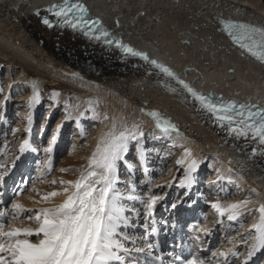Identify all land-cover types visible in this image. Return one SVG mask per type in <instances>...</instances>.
I'll return each instance as SVG.
<instances>
[{
	"label": "bare ground",
	"instance_id": "bare-ground-1",
	"mask_svg": "<svg viewBox=\"0 0 264 264\" xmlns=\"http://www.w3.org/2000/svg\"><path fill=\"white\" fill-rule=\"evenodd\" d=\"M44 1L0 0V54L14 53L19 59L28 60V63H35L39 67L35 71L27 68L29 64L23 67L27 74L37 77L30 85L31 105L25 119L27 135L20 145L24 140L29 141V135L35 129L34 117L42 93L40 87L50 76L54 79L49 80L57 82L58 87L70 89L72 101L64 123L72 117L83 115L84 106L99 110L96 116L101 120L104 113L99 108L108 98L115 107L103 121L110 125L123 123L126 112L132 111L151 127H157L156 118L149 113L158 112L162 121L166 119L175 126L179 125L174 129L168 128L167 132L157 127L159 130L156 133L160 137L176 142H192L197 149L205 146L213 149L214 154L210 157L218 166L225 170L231 168L229 172L233 170L245 182V186L252 189L253 196H261L260 203L264 204V146L259 139H253L249 131L247 136L230 132L229 127L234 126H228L208 114L175 77L154 68L141 57L119 51L98 38L81 35L70 27L55 23H52V27L43 25L36 10L31 8ZM82 1L86 13H94L107 30L115 31L146 54L165 62L187 81L208 87L210 91L222 90L225 83L231 84L240 96L264 104V62L229 41L218 27L219 17L230 16L240 18L247 25L264 28V3L261 0ZM3 60L6 58L0 57V62ZM63 81L70 82L71 87ZM90 93L94 94V98L88 100L85 95ZM60 95L58 91L52 97L56 104L60 102ZM37 96L38 100H34ZM113 131L116 133L115 127ZM29 147L20 152V164ZM253 149H256L255 153ZM185 159L187 169L192 160L197 162L194 171L202 165V160L194 151H190V156ZM143 165L146 175L149 166L145 162ZM19 169L14 167L10 171H17L15 174L18 176L22 173V169L21 172ZM192 184L186 186L187 197L191 194ZM191 200L188 198L187 204ZM16 201L23 208L31 205L27 198ZM240 201L245 200H228L221 202L220 207L227 208ZM62 202L59 201L58 205ZM251 206L258 204L249 200L246 207L239 211L243 212ZM209 228L203 227L208 231ZM253 234H257L256 230ZM204 235V232L199 234V238ZM208 242H201L204 249Z\"/></svg>",
	"mask_w": 264,
	"mask_h": 264
},
{
	"label": "rangeland",
	"instance_id": "rangeland-1",
	"mask_svg": "<svg viewBox=\"0 0 264 264\" xmlns=\"http://www.w3.org/2000/svg\"><path fill=\"white\" fill-rule=\"evenodd\" d=\"M261 1L264 3V0ZM0 57L6 58L0 62V165L8 170V174L12 168H20L22 164L24 165L22 180L14 179L8 185L10 197L5 204L6 207L0 205V211L9 213L7 217H0L3 219L0 224L3 223L5 231L8 230L9 224L14 227L36 228L38 222L28 217L39 214L38 210L41 208L56 207L59 201L66 199L74 189L60 181L77 180L89 168L90 157L96 151L97 145L106 138L105 134L113 132L115 126L116 135L121 131L129 130L135 131L138 137L137 140L128 141V151L122 154V160L117 161L115 171V190L119 193L117 204L123 208V216L127 218V223L123 220L119 222L116 238L123 242L124 247L132 252V249L138 248L139 243L144 242L141 228L145 220L149 219L145 204L152 196L163 197L157 201L156 210L163 200V206L171 210V205L179 201L181 192H184V197L189 195L187 187L180 186V181L185 180L187 175L188 164L185 159L187 149L194 151L202 160L201 167L191 174L194 188H191L192 197H187L189 200L193 199L191 202L199 207V214L194 223L195 233L192 235H198L200 229L197 228L204 226L216 227L215 231L218 235L212 249L200 252L194 258L197 264H244L257 235L253 234L255 231L253 225L260 217L257 210L263 204L260 203L261 196H253L252 189L245 186V182L241 181L233 170L229 172L231 168L225 170L221 165L218 166L214 158L210 157L214 154V150L207 146L197 149L192 142L163 139L156 133L159 128L151 127L139 116L131 113L132 111L126 112L127 117L123 123L107 124L103 118L109 116L115 107L110 101L111 98L100 105L99 109L104 113L101 120L96 116L99 110L84 106L83 115L78 118L72 117L64 123L72 101L70 89L58 87L57 82L49 80L54 78L47 76L49 79L40 87L42 93L34 117L35 129L33 128L29 135L31 146L20 164L18 162L21 156L20 143L27 135L25 119L31 105L30 85L37 77L27 74L23 67L29 64L27 68L31 71L39 67L35 63H28V60L19 59L14 53L0 54ZM63 82L71 87L70 82ZM58 91L62 95L60 102L56 104L52 97L56 96ZM94 93L97 95V92ZM85 96L88 100L94 98V94L91 93ZM133 125L137 126L136 129H133ZM53 138H55L54 142ZM49 147L52 148L50 152L46 151ZM205 155L207 156L204 157ZM181 160L183 163H177ZM144 162L149 166L146 175ZM65 187L69 188L68 193H64ZM51 192L59 194L47 200L42 199ZM129 196H135L137 199L130 200ZM21 198H27L31 202L30 206L24 207L30 211L22 212L13 219L12 205ZM239 198L255 201L258 206L247 208L236 220H229L227 212L221 215L212 206ZM187 199H185L186 205L189 204ZM160 211L164 213L162 208ZM30 239L35 242L37 238ZM221 252L228 253L227 257L219 255ZM233 252L237 255L233 256L231 254ZM121 254L126 258V253L121 252ZM248 261H251L250 264H264V249L257 250Z\"/></svg>",
	"mask_w": 264,
	"mask_h": 264
},
{
	"label": "snow or ice",
	"instance_id": "snow-or-ice-1",
	"mask_svg": "<svg viewBox=\"0 0 264 264\" xmlns=\"http://www.w3.org/2000/svg\"><path fill=\"white\" fill-rule=\"evenodd\" d=\"M58 9V10H56ZM50 10H54V15L60 18V23L69 25L72 28L82 27L88 24L87 20H82L76 17L73 21L69 18V14L73 10L86 12L82 4L74 3L69 5L68 0H64L62 5H52ZM39 15V12H37ZM42 22L52 27L53 24L46 17ZM94 23H98L94 22ZM225 29H245L253 36L252 43H242L241 36L235 32L229 31L234 42L240 43V47L247 49L253 56L257 57L261 62H264V28H259L247 24H237L232 21L223 22ZM100 34L107 37L108 33L102 28ZM254 34L260 36L257 41ZM247 38V37H244ZM111 43V41H106ZM119 43V41H117ZM259 47V51L255 50ZM124 50L134 56H139L145 61H149L146 53L133 50L127 45H121ZM155 65L163 73L170 77H176V74L168 67L158 63L155 60L149 61ZM178 79V77H176ZM179 83L187 89L198 101L201 102L209 113L216 116V119L221 122H227L228 125L236 123V127H229L230 132L239 135H248V131L253 134V139H259L264 145V109L252 111L247 105L240 104L237 109V103L232 100L214 102L210 96L204 95L185 84L183 80ZM38 100V96L33 98ZM245 109H248L245 113ZM235 114H233V111ZM149 115L156 118L157 127H161L167 132L168 128H175L174 124L164 119L158 112H150ZM237 117L239 119L237 120ZM31 125V118H29ZM115 127V126H113ZM133 125V129H136ZM105 139L97 145L96 151L92 154L89 160V168L81 174L75 181H60L62 184H68L74 190L67 195L66 199L58 206L53 208H41L39 214L34 217H28L38 222L36 228H21L14 227L9 224L8 230H4V225L0 224V264H127L125 255L129 249L124 247L123 242L117 239V229L119 222L123 220L127 223V218L123 216V208L118 206L117 200L119 193L115 190L116 184V162L123 159V153L128 151V141L137 140L138 137L135 131H121L119 135L109 132ZM142 136L143 133L141 132ZM55 138H53L54 142ZM29 147V141L24 140L20 145V151L23 153ZM46 151H52L49 147ZM256 149H253V153ZM190 156V150H185V157ZM18 159V157H17ZM183 163V160L177 161ZM197 167V162L192 160L189 164L185 180L180 181V186H191V172ZM98 169L99 171L93 170ZM8 170L0 165V185L5 182V177ZM55 183V181H53ZM64 193L69 192V188L63 189ZM57 192L48 193L42 199L47 200L49 197L58 195ZM128 199H137L135 196H129ZM163 197L152 196L145 204V211L148 217H151L158 200ZM247 201H240L229 205L227 208H221L219 204H213L221 215L224 212H229V220H236L242 213L239 211L242 207H246ZM176 208V204L171 205ZM12 218L20 215L22 212L30 211L24 209L19 203L12 205ZM250 211V210H249ZM260 213L259 223L254 224L253 228L257 235L255 242L247 254L244 264H247L248 259L255 254L257 250L264 249V204L257 210ZM9 213L0 211V217H7ZM156 231L155 228L152 229ZM205 234H208L207 229H202ZM31 237H36L33 242ZM153 246L148 245V255H151L150 249ZM137 252L143 253L145 249H136ZM236 256L237 253H231ZM221 256L227 257L228 253L221 252ZM180 260V257H177ZM182 264H197L195 259L182 261Z\"/></svg>",
	"mask_w": 264,
	"mask_h": 264
}]
</instances>
